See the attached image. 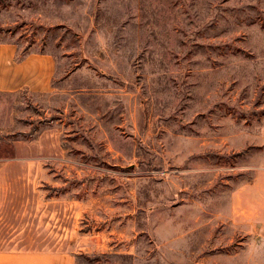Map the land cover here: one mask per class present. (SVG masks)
<instances>
[{"label": "rangeland", "instance_id": "obj_1", "mask_svg": "<svg viewBox=\"0 0 264 264\" xmlns=\"http://www.w3.org/2000/svg\"><path fill=\"white\" fill-rule=\"evenodd\" d=\"M3 43L55 73L0 91V252L264 264V0H0Z\"/></svg>", "mask_w": 264, "mask_h": 264}, {"label": "crops", "instance_id": "obj_2", "mask_svg": "<svg viewBox=\"0 0 264 264\" xmlns=\"http://www.w3.org/2000/svg\"><path fill=\"white\" fill-rule=\"evenodd\" d=\"M54 73L55 63L51 56L31 53L21 56L13 44H0V91L27 88L36 93H47L51 90ZM4 179L6 176H0V182ZM12 190L14 189L0 185L1 196ZM5 206L4 200H1L0 208ZM0 264H76V258L66 253L10 251L0 252Z\"/></svg>", "mask_w": 264, "mask_h": 264}]
</instances>
